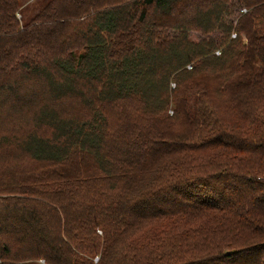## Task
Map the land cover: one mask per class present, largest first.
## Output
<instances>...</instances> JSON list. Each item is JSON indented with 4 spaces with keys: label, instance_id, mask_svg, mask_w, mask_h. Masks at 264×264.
Listing matches in <instances>:
<instances>
[{
    "label": "trees",
    "instance_id": "trees-1",
    "mask_svg": "<svg viewBox=\"0 0 264 264\" xmlns=\"http://www.w3.org/2000/svg\"><path fill=\"white\" fill-rule=\"evenodd\" d=\"M32 5L0 0V264H264V0Z\"/></svg>",
    "mask_w": 264,
    "mask_h": 264
},
{
    "label": "rangeland",
    "instance_id": "rangeland-1",
    "mask_svg": "<svg viewBox=\"0 0 264 264\" xmlns=\"http://www.w3.org/2000/svg\"><path fill=\"white\" fill-rule=\"evenodd\" d=\"M32 2H33V0H20L22 7H24V9H23L24 12H29L31 10V8L33 6ZM191 37L195 38L196 35L192 33Z\"/></svg>",
    "mask_w": 264,
    "mask_h": 264
}]
</instances>
